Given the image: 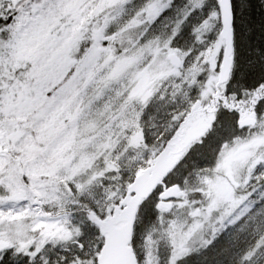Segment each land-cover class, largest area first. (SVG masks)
Instances as JSON below:
<instances>
[{
  "label": "snow or ice",
  "instance_id": "obj_1",
  "mask_svg": "<svg viewBox=\"0 0 264 264\" xmlns=\"http://www.w3.org/2000/svg\"><path fill=\"white\" fill-rule=\"evenodd\" d=\"M0 264H264V0H0Z\"/></svg>",
  "mask_w": 264,
  "mask_h": 264
}]
</instances>
